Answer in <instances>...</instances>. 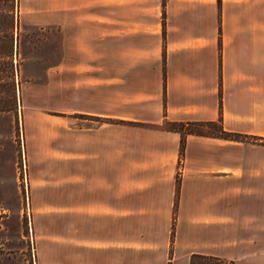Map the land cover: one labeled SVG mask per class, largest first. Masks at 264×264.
<instances>
[{
	"label": "crops",
	"instance_id": "crops-1",
	"mask_svg": "<svg viewBox=\"0 0 264 264\" xmlns=\"http://www.w3.org/2000/svg\"><path fill=\"white\" fill-rule=\"evenodd\" d=\"M59 1L71 26L86 8L102 21L111 12L114 88L129 107L117 116L130 121L111 124L112 137L103 125L72 135L79 153L71 159L85 164L68 179V205H81L89 226L112 224L111 234H82L81 248L96 251L98 264L194 256L264 264V171L234 168L231 140L195 134L184 136L178 161L179 133L160 128L220 119L240 134L250 113L264 115V0ZM138 75L144 83L133 82ZM106 144L109 156L99 148Z\"/></svg>",
	"mask_w": 264,
	"mask_h": 264
},
{
	"label": "rangeland",
	"instance_id": "rangeland-1",
	"mask_svg": "<svg viewBox=\"0 0 264 264\" xmlns=\"http://www.w3.org/2000/svg\"><path fill=\"white\" fill-rule=\"evenodd\" d=\"M13 1L15 101L11 110L0 112V264H98V253L83 250L80 238L91 230L111 234V221L89 226L81 205H68V179L84 172L85 162L70 156L79 153L75 135L103 125L105 137H112L111 124L130 121L117 116L129 107L119 101L125 91L114 88L111 12L106 10L102 21L86 8L71 26L67 1ZM151 52L141 50L138 56L151 57ZM154 56L163 61L164 51ZM145 79L138 75L133 82ZM248 129L228 131L235 134L228 154L236 169L264 171V115L250 113ZM99 148L106 156L113 149L107 144ZM181 156L182 150L178 161ZM191 261L230 264L198 257Z\"/></svg>",
	"mask_w": 264,
	"mask_h": 264
},
{
	"label": "trees",
	"instance_id": "trees-1",
	"mask_svg": "<svg viewBox=\"0 0 264 264\" xmlns=\"http://www.w3.org/2000/svg\"><path fill=\"white\" fill-rule=\"evenodd\" d=\"M13 0H0V112L11 110L14 107V84L12 81L11 56L14 48L12 35V8ZM214 127L215 129H210ZM165 130L178 132L180 135L179 152L183 148V140L186 134L200 136L219 137L234 140L232 132L224 131L220 121H191V122H165ZM202 259L217 258L194 256ZM192 261L190 259V263Z\"/></svg>",
	"mask_w": 264,
	"mask_h": 264
}]
</instances>
